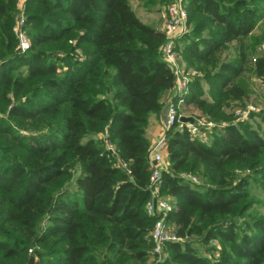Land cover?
I'll return each mask as SVG.
<instances>
[{
  "label": "trees",
  "instance_id": "16d2710c",
  "mask_svg": "<svg viewBox=\"0 0 264 264\" xmlns=\"http://www.w3.org/2000/svg\"><path fill=\"white\" fill-rule=\"evenodd\" d=\"M183 2L188 31L175 51L197 74L178 114L194 118L193 105L226 123L208 141L181 121L167 131L161 194L172 199L167 222L180 241L156 259L146 129L174 85L164 32L130 0H26L30 48L20 52L18 2L0 0V264H264V213L250 212L264 208V132L222 111L247 105L239 78L264 0ZM251 68L264 79V53ZM255 116L264 120V109Z\"/></svg>",
  "mask_w": 264,
  "mask_h": 264
},
{
  "label": "built area",
  "instance_id": "2783aa9c",
  "mask_svg": "<svg viewBox=\"0 0 264 264\" xmlns=\"http://www.w3.org/2000/svg\"><path fill=\"white\" fill-rule=\"evenodd\" d=\"M25 1L17 0L20 14L13 27L18 38L17 48L20 52H25L30 48V41L23 30ZM161 30L165 34V41L161 45L162 57L170 67L175 78L174 85L164 95L166 105L164 129L167 130L179 119V116H177V104L174 98H179L178 101L182 99L187 91L189 80L193 75L197 74V72L193 71V75L189 77L188 71L180 63V57L175 51L176 40L188 31L187 12L183 0H172L166 7L165 21ZM251 110H254V107L248 106L246 109L240 111L239 114L245 116ZM202 126L207 125L200 121H187L183 127H186L190 134L197 136L201 132L200 127ZM166 145L167 137L166 133L163 132L149 146V165L151 170L148 181L149 199L145 204V210L149 215L155 216V221L149 231V238L153 242L152 253L158 258L163 257L166 243L180 240L167 222V215L172 206L168 204L161 194L162 172L167 168L165 158ZM110 149H113L112 146H110ZM182 176L193 182H198L193 175L183 174ZM31 252L32 249H29V253Z\"/></svg>",
  "mask_w": 264,
  "mask_h": 264
},
{
  "label": "rangeland",
  "instance_id": "374dc122",
  "mask_svg": "<svg viewBox=\"0 0 264 264\" xmlns=\"http://www.w3.org/2000/svg\"><path fill=\"white\" fill-rule=\"evenodd\" d=\"M25 3H26V1H25ZM130 4H131L133 10L136 12V14L140 20H142L143 22L148 23L152 26H160V28L163 27V24L165 21V15H166V8L164 6H156V7L147 8L143 5L142 0H130ZM261 9L264 10V4H261ZM261 18L262 19L264 18L263 12H261ZM262 19L258 21L256 28L252 32V37L254 36V37L258 38L259 40H257V42L255 44L254 52H252V49L249 47L247 69L242 74V76L239 78V83H241L242 86L245 87L247 92H248V99L245 101L247 106H243V107H245V108H243L242 106H240L241 102L229 101L228 105H224L222 108V111L224 113L231 114L233 119H235L236 121H240V119L248 120L252 124V127L255 129L257 128L261 133L264 132V120H261L259 116H255V117L250 118L249 114L243 116V115L239 114V112L242 111L243 109H246L248 106L254 107V111H256V112L260 111V109H264V79L257 78L253 74L252 68H251L252 63H254L255 57L264 53V39L261 38L262 37V31H264V29H263L264 21ZM248 42H249V39L247 38L245 40V43L247 45H249ZM182 64L184 65V63H182ZM184 67H185V65H184ZM185 69L188 71L189 77H191L193 75L192 74L193 68L185 67ZM191 79H193V78H191ZM191 79L189 80V82L191 81ZM189 82H188V87H189ZM202 86L204 87V89L206 91L204 96L209 97L208 92H207L208 91L207 84L205 82H202ZM188 90L189 89L187 88V91L184 95H186L188 93ZM175 99H176V97L174 98V100ZM178 100H179V98H178ZM182 102H183V97L178 103L175 102L177 104V116H179V119H177L176 122L181 121L182 127L185 125V122H187V121H194V122L200 121L203 124L207 125V126L200 127L201 132L199 133V135L194 136V135L190 134L192 137H197L200 140H207L208 141L209 131L214 126L224 125L226 123L224 121H220V122L214 121L212 118L208 117V115H205L201 111L196 109L193 105L188 107L189 109H188L187 113H189V114L194 113L193 114L194 118H188V120L182 121L180 118L182 116V114H178V107H179V104H181ZM165 107H166V105H164V110H165ZM162 119H163V121H162V127L163 128H162L160 135L163 132H165L166 137H167V131L172 126L169 129L165 130L164 129L165 128L164 127L165 115ZM182 127L180 125V128H182ZM150 145H151V143H150ZM166 148H167V145H166ZM149 149H148V161H149ZM165 158L167 161V151H165ZM188 175H190V174H188ZM195 178L199 182L203 181L202 178L198 175H195ZM72 185L73 184L70 183L69 187H71ZM251 191L257 197V199H261L263 197L261 189L256 183H252ZM162 196L168 202V204L171 205V203H172L171 197L164 196L163 194H162ZM250 212H252L253 214L257 213L260 215V214L264 213V208L262 207V205L255 204L253 206V208L250 210ZM178 241H180V240H178ZM203 249H204V247H200L201 251H203ZM154 257L155 256H153V259H154ZM157 258L158 257H156V259Z\"/></svg>",
  "mask_w": 264,
  "mask_h": 264
},
{
  "label": "crops",
  "instance_id": "0c3cea01",
  "mask_svg": "<svg viewBox=\"0 0 264 264\" xmlns=\"http://www.w3.org/2000/svg\"><path fill=\"white\" fill-rule=\"evenodd\" d=\"M160 28V26H157ZM165 115V110L160 115H151L149 117L148 126L146 129V136L150 140V143L152 144L160 135L162 131V121L163 117Z\"/></svg>",
  "mask_w": 264,
  "mask_h": 264
},
{
  "label": "water",
  "instance_id": "95a60500",
  "mask_svg": "<svg viewBox=\"0 0 264 264\" xmlns=\"http://www.w3.org/2000/svg\"><path fill=\"white\" fill-rule=\"evenodd\" d=\"M182 121L188 120V118H181ZM35 258L33 256L30 257L28 264H34Z\"/></svg>",
  "mask_w": 264,
  "mask_h": 264
}]
</instances>
